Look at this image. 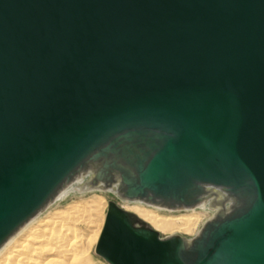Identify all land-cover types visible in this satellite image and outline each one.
<instances>
[{"label": "water", "instance_id": "1", "mask_svg": "<svg viewBox=\"0 0 264 264\" xmlns=\"http://www.w3.org/2000/svg\"><path fill=\"white\" fill-rule=\"evenodd\" d=\"M86 172L216 208L161 235L109 199L110 264H264V0H0V246Z\"/></svg>", "mask_w": 264, "mask_h": 264}, {"label": "bare ground", "instance_id": "2", "mask_svg": "<svg viewBox=\"0 0 264 264\" xmlns=\"http://www.w3.org/2000/svg\"><path fill=\"white\" fill-rule=\"evenodd\" d=\"M88 175V172L77 175L72 182L60 189L49 204L64 200L70 193H83L87 190H110L116 193L114 187L101 189L97 186L88 185V182H86ZM122 199L124 202H128V199ZM132 202L141 203L143 201L132 200ZM149 205L170 211L199 210L213 213L216 210V208L209 206L207 202L183 208ZM130 210L152 227L169 230L172 233H175V231L177 233L178 231L194 233L201 220L200 214L196 212L184 214L179 218H167L161 217L153 210H148L136 204ZM41 212L42 210L20 226L16 232L2 243L0 246V264H88V253L92 247V241L96 240L102 228V223L97 218L87 219V217H91L92 211L86 206H78L74 209L73 215L66 212L55 219L44 220L40 223L42 228L33 229L32 224L41 221L38 220L42 217L40 216ZM84 221L88 223L85 227H81V223ZM25 234H27L25 238L20 240L17 238L19 235Z\"/></svg>", "mask_w": 264, "mask_h": 264}, {"label": "rangeland", "instance_id": "3", "mask_svg": "<svg viewBox=\"0 0 264 264\" xmlns=\"http://www.w3.org/2000/svg\"><path fill=\"white\" fill-rule=\"evenodd\" d=\"M109 199L115 200L119 205L129 210L132 209V207H134V205L136 204L137 206H141L148 210H153L156 214L160 215L161 217H167V218L168 217L179 218L183 216L184 214H192L196 212L197 214H200L201 220L195 232H197L201 224L207 218L211 217L214 213V212L206 213L204 211H199V210L198 211H186V210L170 211L168 209H159V208H154L153 206H150L149 204L145 202H141V203L132 202V200L131 201L128 200V202H124L122 198H120L116 193L110 190L94 189V190H87L83 193H70L69 195H67V197L64 200L57 201L55 203L52 202L51 204H49L42 210L41 215H40L42 217L38 219L41 221H37L36 223L34 222L32 224L33 229L42 228V225H40V223H42L44 220H47L50 218L55 219L59 215H62L66 212L73 215L74 209L78 206L79 207L86 206L89 210L92 211L91 217H87V219L97 218V220L101 222L103 225L105 212L107 208V201ZM87 223L88 222L84 221L83 223H81V227H85ZM155 229H157L161 235H168L172 233L169 230H163L160 228H155ZM195 232L193 233V232L178 231V233L184 234L187 237L194 235ZM175 233H177V231H175ZM26 236L27 234L22 235V236L19 235L17 238L20 240L22 238H25ZM97 238H98V235L96 237V240L92 241V247L88 253V258H89L88 264H110L102 256H100L98 253L95 252V244H96Z\"/></svg>", "mask_w": 264, "mask_h": 264}]
</instances>
